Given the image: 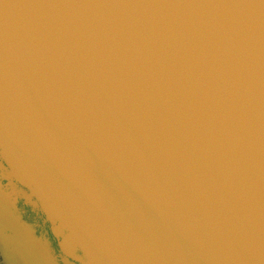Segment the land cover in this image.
<instances>
[{"label":"water","instance_id":"water-1","mask_svg":"<svg viewBox=\"0 0 264 264\" xmlns=\"http://www.w3.org/2000/svg\"><path fill=\"white\" fill-rule=\"evenodd\" d=\"M0 264H264V0H0Z\"/></svg>","mask_w":264,"mask_h":264}]
</instances>
